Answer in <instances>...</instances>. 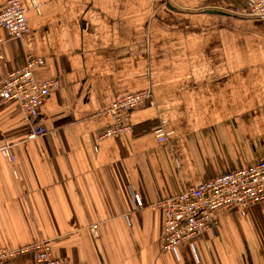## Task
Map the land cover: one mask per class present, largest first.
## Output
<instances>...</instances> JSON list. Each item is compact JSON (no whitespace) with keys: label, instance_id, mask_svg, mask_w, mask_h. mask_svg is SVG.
<instances>
[{"label":"crops","instance_id":"crops-1","mask_svg":"<svg viewBox=\"0 0 264 264\" xmlns=\"http://www.w3.org/2000/svg\"><path fill=\"white\" fill-rule=\"evenodd\" d=\"M17 1L28 32L0 29V77L30 55L36 79L57 87L36 118L41 137L28 139L16 103L0 107V146L15 159L0 155V248L42 241L70 264H264V202L220 213L214 235L175 252L151 209L264 157V19L235 14L257 0ZM143 90L152 104L129 113L130 131L104 137L111 105Z\"/></svg>","mask_w":264,"mask_h":264},{"label":"built area","instance_id":"built-area-1","mask_svg":"<svg viewBox=\"0 0 264 264\" xmlns=\"http://www.w3.org/2000/svg\"><path fill=\"white\" fill-rule=\"evenodd\" d=\"M37 10V6L33 5ZM238 16L251 19H264V0H257L248 10L236 12ZM0 29L11 38H19L28 32L25 20V10L17 0H6L0 11ZM3 39L0 38V61L3 58ZM41 61L27 56L25 64L0 77V107L8 103H16L21 113L32 123L28 139H35L45 134L44 126L36 122L40 107L49 97L57 82L51 79L37 80L34 74L36 66ZM151 94L147 90L139 91L118 98L109 108L108 115L113 121L112 128L104 137H116L129 132L131 127L124 123L129 113L145 105H151ZM159 143H166V136L161 126L154 131ZM0 155L8 162L15 159L11 147L7 144L0 146ZM134 207L143 208L140 195H133ZM264 202V157L253 166L224 174L168 197L151 209L159 210L163 215L161 245L164 251L175 252L182 243L193 247L192 241L205 233L214 235L217 216L224 212H242ZM95 227H93L94 229ZM49 246L45 242H36L17 249L0 248V264L32 253L35 256L33 264H70L64 259L52 257Z\"/></svg>","mask_w":264,"mask_h":264}]
</instances>
